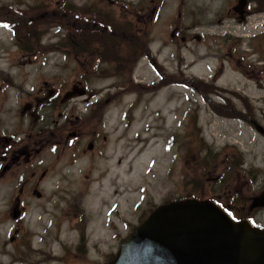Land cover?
I'll use <instances>...</instances> for the list:
<instances>
[{"label": "rangeland", "instance_id": "rangeland-1", "mask_svg": "<svg viewBox=\"0 0 264 264\" xmlns=\"http://www.w3.org/2000/svg\"><path fill=\"white\" fill-rule=\"evenodd\" d=\"M71 1L0 0V136L25 139L33 125L31 115H21L22 105L44 97L39 89L45 82L61 97L84 81L108 99L106 129L93 153L73 152L65 125L43 131L36 157L6 159L4 171L0 165V264H106L143 213L192 194L212 199L210 185L196 186V169L200 160L211 159L215 141H234L244 152L249 171L239 179L250 203L234 207L247 211L264 189V136L233 112L216 117L209 101L225 100H207L200 91L236 92L251 106L264 107L258 102L264 97V0L248 1L242 18L233 10L238 0H142L135 6L130 4L140 0H126V21L134 22L135 9L149 6L136 11L149 22L134 31L147 48L133 70L119 77L93 76L92 59L67 56V17L50 14L67 13ZM113 10L119 14L118 5ZM42 12L51 13L24 27L25 18ZM24 44L37 51L29 55ZM158 66L168 73L163 86ZM78 102L62 105L58 99L53 109L42 102L41 126ZM19 199L23 220L11 216ZM222 206L236 214L233 206ZM258 208L250 210L249 220L264 226V207Z\"/></svg>", "mask_w": 264, "mask_h": 264}, {"label": "flooded vegetation", "instance_id": "flooded-vegetation-1", "mask_svg": "<svg viewBox=\"0 0 264 264\" xmlns=\"http://www.w3.org/2000/svg\"><path fill=\"white\" fill-rule=\"evenodd\" d=\"M125 2L126 0H83L82 3H78L76 0H72L67 10L68 14L57 10L51 11L53 13L42 12V14L51 13V16L57 15L58 13L62 14L63 16L67 17L65 19L68 21L70 32L78 29L84 31L86 38L84 37L83 39H80L69 37V32L62 40V43L63 45L67 46V56L71 55L77 58L92 59L94 62L91 71L94 72L93 76H97V73H102V75L105 74L103 72L107 71L105 66L107 63L111 62L109 59L114 58H109V56L106 55L99 64L97 63V68L96 62L99 60V58L88 55L89 52L87 49H90L93 45L95 46L100 42L111 46H114L116 43H125L131 45L144 44L143 41L137 37L134 31L139 30L138 26L141 23L147 25L149 18H147L144 13L139 14L136 11H138V9L143 10V8L149 9V6H141L139 8L135 7L137 9L134 11V23L130 20H123L122 8L127 4ZM58 4L59 3L56 2V7H59ZM139 4H142V0L138 2H132L130 5L135 6ZM180 4H182V0H180ZM117 5L119 7V14L115 13L113 10V8H115ZM153 9L155 10V8ZM132 13L133 12L129 11L130 15ZM244 14L245 13H243V15L240 17L242 18ZM26 21H28V17L25 18L23 22ZM188 28L186 27L184 31L182 30L184 34L180 35V38L183 42L186 41V31ZM95 30L101 33V36L99 37L102 38L97 39V36L94 37L92 31ZM194 37L199 40L198 35H195ZM83 46H87L85 50L82 48ZM146 48L147 47H145V54ZM109 49L112 48L110 47ZM36 51V48H34V52L30 54H34ZM82 51L87 52L85 54ZM112 51H115V48L112 49ZM91 52L92 51H90V53ZM154 62L155 58H153V63ZM82 82L83 84L80 82L79 85H73L70 90H67L61 97L56 93L55 88H48V84L45 82V89H39V92L41 93L46 91V95L44 97H41V95H36L34 102L28 101L23 103L20 113L22 116L27 114L28 116L31 115L30 120L33 127L28 129V134L24 140L15 138V133L8 137L0 136V161H3L2 163L0 162V165L3 168V171L9 166V161L11 160L13 162H27L28 160L36 157L41 150V145H39L41 139H39V136L44 134L43 131L53 132L54 129L61 130L65 125L66 127L67 125L69 126L67 127L69 128L67 132V144L69 143V145H74L72 147L73 152L75 148L77 149L76 153L82 155H85L88 152L93 153L95 151L97 147V141L106 129V121L103 120V115L105 116L103 107L104 101L106 102L108 99L106 100L103 97H98L97 95L100 92L90 91L88 87L84 85V81ZM222 92L224 93L228 91H210L209 88V90L200 91V94L207 100L210 99L208 95H212L216 98L221 97L225 100L221 103L215 102V100L209 101V104L213 108L216 117L221 116L222 118L226 119L224 111L233 112L234 116L238 117L240 121L247 124L248 126H251V128L253 127V129H256L259 133H261L262 136H264V107L260 108L259 106H251L249 101L244 99L243 96L237 94L236 92H229L227 96H224ZM234 95H236L240 100H234L236 99ZM110 98L113 100V97ZM58 99L61 100L62 105L69 101L81 100V102L78 103L83 106L81 107L77 103L75 105L76 107L72 106L69 110L67 109L65 113H59V118L54 119L51 116L50 119L46 120L47 123H44V125L41 126V123L43 124L42 114L40 113L41 115H39L37 113V110L40 112L42 108V106L39 104L42 105V102H46L44 107L53 109ZM258 102L264 105V97L259 98ZM234 106H238V108H234ZM35 126H37V128ZM58 141L55 142L56 145H59ZM237 147L238 145L234 141H232V144H220L215 141L211 159L208 161L200 160L196 169L198 176L196 180V186L198 185L199 187L205 188L206 186L210 185L211 198L217 201L221 206L227 205L238 207V205L246 206L250 203V196L248 195L249 192L243 190L244 184L241 183L239 179V173L243 171H249V167H245L246 162L244 158V152L241 149H238L239 147ZM6 159L10 160L6 161ZM5 161L8 162L6 165H4ZM43 175L44 173H42L40 177ZM35 191L36 196L38 194L41 195V193L36 188ZM37 199H40V197L37 196ZM255 201L251 203L247 211H243L241 209L236 210L234 207L236 210V218H238V220H249L252 217L249 215L250 210L260 209L258 207H261L255 205ZM15 202L17 203V208L19 211V216L15 219L23 220L25 218L26 212L24 210V206H21L23 205L22 199L16 200ZM19 204H21V207H19ZM241 215H243V218ZM16 231H18V228Z\"/></svg>", "mask_w": 264, "mask_h": 264}, {"label": "water", "instance_id": "water-1", "mask_svg": "<svg viewBox=\"0 0 264 264\" xmlns=\"http://www.w3.org/2000/svg\"><path fill=\"white\" fill-rule=\"evenodd\" d=\"M247 3L238 0L234 11L242 16ZM254 204L264 206V190ZM106 264H264V227L231 219L210 199L174 200L156 207Z\"/></svg>", "mask_w": 264, "mask_h": 264}, {"label": "trees", "instance_id": "trees-1", "mask_svg": "<svg viewBox=\"0 0 264 264\" xmlns=\"http://www.w3.org/2000/svg\"><path fill=\"white\" fill-rule=\"evenodd\" d=\"M23 23H24V27L32 28L34 26V24L36 23V20H29V21H26ZM92 34H94V37L97 36V39L102 38V37H99V36H101V33H99V31H96V30L92 31ZM24 35H25V33H24ZM26 35H27V33H26ZM68 36L74 37V38H80V39H83L84 37L86 38V35H84V31L80 30V29L71 31L68 34ZM114 38H118V37H114ZM87 46H90V45H87ZM87 46H83L82 48L85 50V48ZM146 46L147 45L145 43L143 45L142 44L131 45V44H125V43H121V44L116 43L114 46H111V45H106L103 42H100V43L96 44L95 46L93 45L90 49H87V51L89 52L88 55L95 56V57L99 58V60L96 62V64L97 63L99 64L100 61L106 55L109 56V58H114V59H109L111 62L107 63V65L105 66V68L107 69V71H103L105 74L102 75V73H97V76H117V77H119V76H123V74H125L126 72L129 73L132 71V68L135 65L137 58H139L140 56L145 54V47ZM65 47L67 48V46H65ZM110 47L112 49L115 48V51H112V49H109ZM22 49L26 50L29 54L34 52L33 45L31 47L28 44H24L22 46ZM87 51H82V52H84L86 54ZM90 51H92V52L90 53ZM116 57H118V58H116ZM98 64H97V68H98ZM158 68H159V71L161 74V77L159 80L160 82L158 83V85L163 86L164 84L167 83V81H165L164 78L168 77L167 76L168 73L165 71V69L163 70V67L158 66ZM161 80H163V81H161ZM191 83L194 86H196V88H198L197 84H195L194 81H191ZM195 197H196L195 194L194 195L192 194V198H195ZM185 198H188V197H185ZM181 199H184V198H181ZM199 199H201V198H199ZM148 212H150V211H148ZM148 212L142 214L143 216L140 220V224L148 217ZM136 227L134 226L132 228V230H134ZM112 256H111V258H112Z\"/></svg>", "mask_w": 264, "mask_h": 264}, {"label": "bare ground", "instance_id": "bare-ground-1", "mask_svg": "<svg viewBox=\"0 0 264 264\" xmlns=\"http://www.w3.org/2000/svg\"><path fill=\"white\" fill-rule=\"evenodd\" d=\"M246 85H249V83H246Z\"/></svg>", "mask_w": 264, "mask_h": 264}, {"label": "snow or ice", "instance_id": "snow-or-ice-1", "mask_svg": "<svg viewBox=\"0 0 264 264\" xmlns=\"http://www.w3.org/2000/svg\"><path fill=\"white\" fill-rule=\"evenodd\" d=\"M5 27H7V25H4Z\"/></svg>", "mask_w": 264, "mask_h": 264}]
</instances>
